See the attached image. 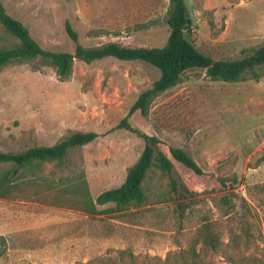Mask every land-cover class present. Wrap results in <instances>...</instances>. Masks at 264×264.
<instances>
[{
	"label": "rangeland",
	"instance_id": "374dc122",
	"mask_svg": "<svg viewBox=\"0 0 264 264\" xmlns=\"http://www.w3.org/2000/svg\"><path fill=\"white\" fill-rule=\"evenodd\" d=\"M1 1L49 51L73 53L66 21L86 47H163L169 35V0ZM185 2L191 21L186 36L213 59H238L264 42V0ZM13 43L0 27V46ZM259 72L258 80L226 83L189 70L151 99L146 116L128 117L140 93L159 78L141 61L75 60L65 79L38 59L3 67L0 151L53 145L74 132L100 136L71 151L60 167L33 165L15 174L0 164V231L6 233L0 264H66L64 248H43L65 241L63 236L40 230L29 240L27 232L6 227L29 215L68 219L75 232L94 237L93 253L75 264H264V161L258 162L264 156V68ZM127 117L132 129L184 149L213 176H194L177 163L171 175L152 167L141 206L92 205L87 196L94 201L120 186L143 151L136 133H107ZM171 177L180 185L177 192ZM215 178L231 187L221 188ZM55 220L49 224L54 228L60 224ZM205 223L219 240L216 248L196 243Z\"/></svg>",
	"mask_w": 264,
	"mask_h": 264
},
{
	"label": "trees",
	"instance_id": "16d2710c",
	"mask_svg": "<svg viewBox=\"0 0 264 264\" xmlns=\"http://www.w3.org/2000/svg\"><path fill=\"white\" fill-rule=\"evenodd\" d=\"M186 14L189 12L185 0H169L166 18L169 35L163 47L127 45L118 42L86 47L79 43L77 32L66 21L65 32L74 45V51L73 53L56 52L43 49L33 39L29 29L6 12L4 4L0 0V27L15 41L10 47L0 46V70L13 63L38 59L43 65L53 67L57 75L61 79H65L71 74L75 60L87 64L109 57L125 62L141 61L154 67L159 72V78L150 89L140 93L132 105L128 117L136 112H139L141 116H146L151 99L176 86L181 76L189 70H204L212 80L226 83L260 79L259 71L264 68V42L255 48L244 51L241 58L215 60L199 51L188 40L186 34L189 26L186 27ZM128 117L107 133L117 129L134 132L144 140L143 151L129 168L120 186L101 192L94 201L87 196L86 200L89 199L92 205L102 206L112 203L118 209L131 205L141 206L145 201L142 184L152 167H157L162 172L171 175L174 163H177L188 169L194 176H213L212 173H207L184 149L132 129L127 123ZM99 136L93 131L74 132L53 145L34 146L20 152L0 151V164L11 165L15 174L33 165L53 164L60 167L71 151L94 142ZM262 161H264V156L258 160V162ZM215 179L221 188L229 189L231 187L228 180ZM170 183L171 188L177 192L180 186L177 181L171 177ZM37 192L35 191L36 194H38ZM197 242L210 248L217 247L219 240L210 223H205L198 229Z\"/></svg>",
	"mask_w": 264,
	"mask_h": 264
},
{
	"label": "crops",
	"instance_id": "0c3cea01",
	"mask_svg": "<svg viewBox=\"0 0 264 264\" xmlns=\"http://www.w3.org/2000/svg\"><path fill=\"white\" fill-rule=\"evenodd\" d=\"M55 219H60V224H56L54 228V224L52 225L49 224L56 221ZM55 219L47 215H42L38 217L36 215H29L20 221L13 220V222L9 226L6 225V227L13 229L12 231L14 230L18 231L19 229H21V231L27 232L28 235L26 236L28 237L27 239L29 240L31 237H34V235L32 234H34L35 231H40V230H42L43 233L47 235L48 234L50 235L51 233H55L56 235L63 236L65 238L64 239L65 241L43 248H64L62 249V252L66 256V259H63V262L66 264H75L77 260L84 262V260H82L81 258L85 255L92 254L94 249L96 248L97 242L95 241L94 237L91 235L84 234L82 229L75 232V229L70 227L68 219H63V218H55ZM0 236L5 237L6 233L4 231L2 232L0 231ZM15 238L16 237L12 239ZM17 248H33V247L21 246ZM36 248H41V247H36ZM36 253L42 255L45 253V251L36 250L34 251V254Z\"/></svg>",
	"mask_w": 264,
	"mask_h": 264
},
{
	"label": "water",
	"instance_id": "95a60500",
	"mask_svg": "<svg viewBox=\"0 0 264 264\" xmlns=\"http://www.w3.org/2000/svg\"><path fill=\"white\" fill-rule=\"evenodd\" d=\"M186 17H187V24H186V27H188V26L190 25L191 21H190V19H189V17H188V14H186Z\"/></svg>",
	"mask_w": 264,
	"mask_h": 264
}]
</instances>
